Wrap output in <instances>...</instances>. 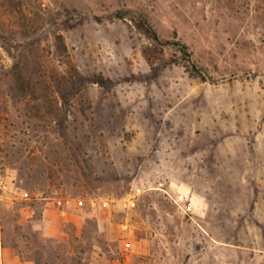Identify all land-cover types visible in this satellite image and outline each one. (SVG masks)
Returning a JSON list of instances; mask_svg holds the SVG:
<instances>
[{"label":"rangeland","instance_id":"obj_1","mask_svg":"<svg viewBox=\"0 0 264 264\" xmlns=\"http://www.w3.org/2000/svg\"><path fill=\"white\" fill-rule=\"evenodd\" d=\"M0 264H264V0H0Z\"/></svg>","mask_w":264,"mask_h":264},{"label":"trees","instance_id":"obj_2","mask_svg":"<svg viewBox=\"0 0 264 264\" xmlns=\"http://www.w3.org/2000/svg\"><path fill=\"white\" fill-rule=\"evenodd\" d=\"M58 40H59V42L61 43V45H63V47H64V44H63V41H62V38H61L60 35H58ZM16 66H17V65H16Z\"/></svg>","mask_w":264,"mask_h":264}]
</instances>
